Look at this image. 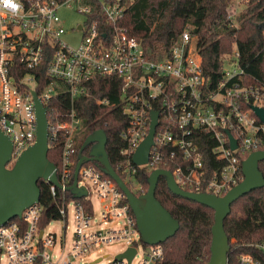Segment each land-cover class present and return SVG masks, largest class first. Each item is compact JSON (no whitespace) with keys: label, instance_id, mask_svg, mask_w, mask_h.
Wrapping results in <instances>:
<instances>
[{"label":"built area","instance_id":"2783aa9c","mask_svg":"<svg viewBox=\"0 0 264 264\" xmlns=\"http://www.w3.org/2000/svg\"><path fill=\"white\" fill-rule=\"evenodd\" d=\"M249 1H231L229 27L239 26L237 17ZM71 5L85 17L83 24L70 30L79 35L76 47L64 41L67 31L57 15L60 8ZM126 9L123 0H0V130L12 143L8 167L35 142L31 92L43 88L36 94L47 116L46 104L60 88H66L69 104L47 119L48 142L59 143L62 149L56 169L59 187L48 184L52 197L60 202L59 220L66 221L71 207L75 223L69 251L55 255L56 234L45 233L53 221L40 228L42 208L33 204L20 217L0 225V264H74L91 251L115 243L134 248L135 254L130 263L117 258L126 249L107 264H132L140 250L136 264H158L162 259L161 244L141 242L124 195L96 166H80L77 186L87 191L85 198L93 194L99 201L100 221L93 222V208L88 213L80 203L66 201L69 178L74 173L72 158L77 152L74 140L83 128L74 100L88 95V84L96 78H114L119 84L127 124L118 134L123 143L118 168L125 175L124 183L135 190L140 189L134 181L136 168L145 167L149 174L157 169L169 171L183 191L223 197L243 180L241 162L261 150L264 124L253 108L264 109V84L245 80L236 45L222 55L221 76L211 86L202 73L196 36L185 29L167 56L149 59L141 43L121 23ZM96 103L107 101L98 99ZM152 112L157 113L153 143L147 163L137 166L132 158L149 135ZM228 134L235 149H231ZM202 148L218 163L210 176ZM100 224L114 225L95 230ZM64 238L63 232L60 247ZM252 246L264 253V241ZM238 264L264 263L247 254L238 258Z\"/></svg>","mask_w":264,"mask_h":264},{"label":"trees","instance_id":"16d2710c","mask_svg":"<svg viewBox=\"0 0 264 264\" xmlns=\"http://www.w3.org/2000/svg\"><path fill=\"white\" fill-rule=\"evenodd\" d=\"M232 0H123L127 9L122 25L128 28L132 37L137 39L147 58L152 60L167 56L180 34L188 29L198 38L203 75L209 85L215 84L221 76V57L230 53L236 45L239 64L244 70L247 82L257 81L264 84V0H250L247 7L237 17L239 26H228ZM38 71L42 72L40 67ZM41 74L38 75V78ZM119 84L114 78H96L88 84V95L74 100L76 114L81 118L82 136L75 137V164L85 139L96 130H103L107 137L106 153L117 175L125 181V175L118 164L122 162L120 151L123 143L118 134L127 124L123 114L118 91ZM43 88H36L39 94ZM98 99H105L106 104L98 105ZM70 98L66 88H60L47 104V119L53 113L62 111L69 104ZM264 150V135H262ZM48 160L59 169L61 145L48 142ZM204 160L206 172L210 176L218 167L213 157L205 148ZM89 147L82 151L87 156ZM99 168L93 161L85 162ZM264 178V161L258 163ZM145 167L136 168L134 181L140 189L126 186L136 196L147 191ZM73 173L68 182H73ZM39 188L38 204L42 208L39 227L44 228L49 222L60 219L58 213L59 199L53 198L49 184L44 180L37 182ZM66 201L80 203L88 213L92 212L89 198L72 196L66 193ZM155 199L179 223L178 231L161 244L163 257L158 264H207L210 259L211 227L214 223L212 209L197 202L172 194L165 181L158 179ZM124 202H127L123 198ZM230 215L224 220V230L230 244L227 264H238V258L250 254L264 263V253L253 244L264 241V187L251 191L236 200L230 207ZM19 221V219H15Z\"/></svg>","mask_w":264,"mask_h":264},{"label":"water","instance_id":"95a60500","mask_svg":"<svg viewBox=\"0 0 264 264\" xmlns=\"http://www.w3.org/2000/svg\"><path fill=\"white\" fill-rule=\"evenodd\" d=\"M31 95L36 114L35 142L22 152L10 168L8 164L11 160L12 143L8 136L0 130V225L20 217L25 209L38 203L39 188L37 182L39 180L42 179L59 187L56 167L47 158L49 145L46 108L42 106L36 92L32 91ZM253 111L264 124V109L254 107ZM156 117L157 113L152 112L149 135L140 144L132 158L133 163L137 166L147 163L149 149L153 143L152 137L156 126ZM228 138L231 149H235V141L230 134H228ZM106 144L107 137L103 130L94 131L83 142L75 164L73 182L68 187L72 196H87V191L77 186V174L83 163L93 161L105 176L110 177L115 182L124 195L135 218L141 242L149 246L158 245L174 236L179 229V223L155 199V188L158 179L162 178L172 194L187 198L213 210L214 223L211 227L210 259L207 264H227L230 244L224 230V220L230 215V207L236 200L253 190L264 187V178L258 168V163L264 161V150L250 153L241 162L243 180L223 197L183 191L175 184L171 173L163 169L152 171L146 180L147 191L136 196L110 165L105 150ZM86 147H89L87 156L81 154ZM134 254L135 249L128 248L117 258H126L127 262L130 263Z\"/></svg>","mask_w":264,"mask_h":264},{"label":"rangeland","instance_id":"374dc122","mask_svg":"<svg viewBox=\"0 0 264 264\" xmlns=\"http://www.w3.org/2000/svg\"><path fill=\"white\" fill-rule=\"evenodd\" d=\"M57 15L61 19L63 23L64 29L67 31V34L64 36V41L68 43L71 47H76L79 41V35L71 32L70 30L72 28H75L78 24H83L85 17L83 14L76 11V8L74 5H71L70 7L63 6L57 11ZM82 130H79L76 134L77 139H79L82 136ZM132 191L133 188L130 187ZM90 200L92 202V208H93V222H99V215H100V203L97 200V198L92 194L90 196ZM65 223V228H64ZM114 224H107L103 225L100 224L99 226L95 227V230L100 229H107L112 228ZM75 229V223H74V217H73V209L71 207L68 208L67 212V218L66 221L63 222L62 220H56L53 221L45 230V233L47 232H54L56 234V245L54 254H58L61 251L63 253H66L69 251L70 246L72 244V234ZM64 232V244L62 247H60V237L62 233ZM127 249V245L124 243H115L112 245H103L97 250L91 251L89 255L83 256L81 259L77 260L74 264H92L93 261H95L98 258H101L103 256H106L101 262L96 264H107L109 261H111L118 253L123 252ZM142 255V250L138 252V255L132 262V264H136L138 260L140 259Z\"/></svg>","mask_w":264,"mask_h":264}]
</instances>
